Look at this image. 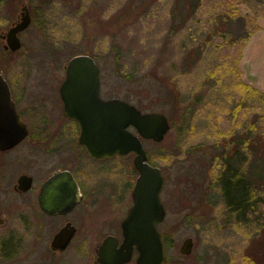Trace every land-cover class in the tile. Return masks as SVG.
Returning <instances> with one entry per match:
<instances>
[{
	"label": "rangeland",
	"instance_id": "rangeland-1",
	"mask_svg": "<svg viewBox=\"0 0 264 264\" xmlns=\"http://www.w3.org/2000/svg\"><path fill=\"white\" fill-rule=\"evenodd\" d=\"M64 1L50 8L56 23L44 26L45 35L29 27L14 54L0 46V71L25 88L31 102L54 104L53 89L68 59L91 55L103 98L118 97L168 118L162 141L143 140L150 162L164 176L165 216L157 223L164 264H264V184L245 212L230 210L213 160L229 137L254 135V151L264 163V0ZM240 154L241 161L250 159ZM133 157L99 162L84 153V185L107 181L117 201L120 189L135 182ZM78 223L73 242L49 258L87 263L98 222L92 216ZM188 236L193 247L182 255L178 247ZM45 248L42 240L35 259L48 253Z\"/></svg>",
	"mask_w": 264,
	"mask_h": 264
},
{
	"label": "flooded vegetation",
	"instance_id": "flooded-vegetation-1",
	"mask_svg": "<svg viewBox=\"0 0 264 264\" xmlns=\"http://www.w3.org/2000/svg\"><path fill=\"white\" fill-rule=\"evenodd\" d=\"M57 1H63L64 5V0H0L2 51L14 54L21 48L12 51L7 45L8 36L13 28L25 22V27L17 31L20 42L29 27L45 35L44 26L56 23L49 11ZM64 71L59 86L53 89L54 104L31 102L26 89L14 86L0 71L9 88L12 103L9 110H15L26 127L22 138L15 141L21 125L10 112L7 123L0 125V264L63 263L61 259L49 258V253L61 254L77 236L78 220L92 216L98 225L94 232L93 253L86 264H109L99 251L104 245L116 251L124 240L122 220L132 204L133 186L129 189L124 185L115 201V192L109 182L96 187L84 185L81 176L84 153L92 161L104 162L107 158H94L86 152L79 141L78 122L65 115L60 93L66 79L65 66ZM69 122L73 131H68ZM128 154L131 153H116L109 159ZM68 174L75 182L74 187L68 184ZM62 228L73 230V234L64 249H53V236ZM104 228L107 229L104 231ZM42 240L48 244L49 251L45 248L48 253H40V258L35 259V250ZM134 252H137L135 247ZM131 262L132 257L116 264Z\"/></svg>",
	"mask_w": 264,
	"mask_h": 264
},
{
	"label": "water",
	"instance_id": "water-1",
	"mask_svg": "<svg viewBox=\"0 0 264 264\" xmlns=\"http://www.w3.org/2000/svg\"><path fill=\"white\" fill-rule=\"evenodd\" d=\"M25 25L26 22L10 31L7 45L12 51L20 48L17 31ZM65 70L66 79L60 87L64 112L68 118L78 122L79 141L86 152L98 159L116 153H134L133 166L138 173L132 188V204L122 220L123 243L116 251L104 245L99 251L101 257L109 260V264L128 261L135 247L138 252L135 264H163L166 260L165 245L156 225L165 216L160 198L164 176L160 167L149 162L142 139L162 141L170 128L167 116L158 111H141L118 97L103 99L100 96L99 66L89 54L73 55L68 59ZM10 106L8 84L0 74V125L7 123L10 112L21 125L17 141L24 135L26 127L15 110H9ZM68 184L70 187L75 185L70 174ZM72 234L73 230L60 229L53 236L52 248L64 249ZM192 247V238L185 237L178 252L189 254Z\"/></svg>",
	"mask_w": 264,
	"mask_h": 264
},
{
	"label": "trees",
	"instance_id": "trees-1",
	"mask_svg": "<svg viewBox=\"0 0 264 264\" xmlns=\"http://www.w3.org/2000/svg\"><path fill=\"white\" fill-rule=\"evenodd\" d=\"M260 136L261 132L258 138ZM244 137L235 135L229 137L225 143L220 144L222 149L213 159L218 162L219 166L216 178L223 201L230 210L240 213L245 212L250 205H254L255 199H257L255 196L257 189L260 191L259 186L264 184L262 155L255 153V145L252 142V137L255 136H249L251 141L247 135ZM241 150L245 151L247 155L249 153V160H240ZM243 155L245 154L243 153ZM237 162H239V168L235 165Z\"/></svg>",
	"mask_w": 264,
	"mask_h": 264
}]
</instances>
